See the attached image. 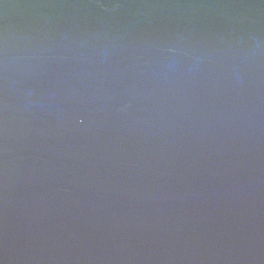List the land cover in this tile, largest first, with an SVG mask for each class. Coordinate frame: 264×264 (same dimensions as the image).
<instances>
[{
  "label": "water",
  "instance_id": "95a60500",
  "mask_svg": "<svg viewBox=\"0 0 264 264\" xmlns=\"http://www.w3.org/2000/svg\"><path fill=\"white\" fill-rule=\"evenodd\" d=\"M0 264H264V4L0 0Z\"/></svg>",
  "mask_w": 264,
  "mask_h": 264
},
{
  "label": "snow or ice",
  "instance_id": "6c2138e0",
  "mask_svg": "<svg viewBox=\"0 0 264 264\" xmlns=\"http://www.w3.org/2000/svg\"><path fill=\"white\" fill-rule=\"evenodd\" d=\"M38 2L41 3V4H49V3H52L53 0H38ZM96 2L99 3L100 0H96ZM260 3H261V4H264V0H260Z\"/></svg>",
  "mask_w": 264,
  "mask_h": 264
}]
</instances>
